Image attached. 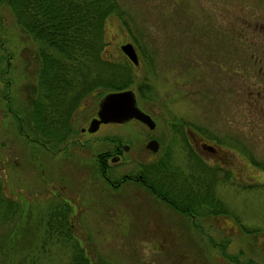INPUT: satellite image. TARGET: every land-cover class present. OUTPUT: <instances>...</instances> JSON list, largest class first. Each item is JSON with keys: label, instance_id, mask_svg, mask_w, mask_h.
<instances>
[{"label": "rangeland", "instance_id": "obj_1", "mask_svg": "<svg viewBox=\"0 0 264 264\" xmlns=\"http://www.w3.org/2000/svg\"><path fill=\"white\" fill-rule=\"evenodd\" d=\"M119 1L142 45L135 80L147 79L153 90L137 99V81L129 88L155 125L129 119L82 135L78 128L99 96L87 97L68 134L76 152L58 150V143L44 148L21 122L37 42L0 6V264H79L78 249L85 264H264V106L245 93L246 81L253 90L263 78L229 59L233 26L250 13L264 18V0ZM104 39L107 56H124L129 33L117 16L105 20ZM238 47L242 60L245 42ZM149 137L158 141L154 152L144 147ZM113 139L127 149L107 159L112 180L166 153L186 174L193 170L187 145L225 168L212 190L227 213L190 219L138 182L110 186L95 156ZM59 202L68 209V234L45 233Z\"/></svg>", "mask_w": 264, "mask_h": 264}, {"label": "trees", "instance_id": "obj_2", "mask_svg": "<svg viewBox=\"0 0 264 264\" xmlns=\"http://www.w3.org/2000/svg\"><path fill=\"white\" fill-rule=\"evenodd\" d=\"M1 5L10 9L20 29L37 42L31 59L34 79L26 86L28 104L26 114L20 117L23 124L32 128L35 139L40 137L56 145L73 131V112L84 97L100 96L137 81L134 63L125 53L111 58L104 50L105 20L115 15L127 29V42L136 57V48L143 51L139 35L128 24L129 13L119 0H0ZM134 88L137 99L149 97L153 90L147 79L138 80ZM187 150L192 152L189 158L193 170L185 174L175 169L166 153L140 163L139 184L190 219L196 215L204 218L226 214L227 209L215 198L212 188L215 180L226 177L227 170L204 162L188 145ZM58 205L61 210L45 220V233L68 234L67 206L62 202ZM78 258L79 264L86 263L79 249L73 256L74 260Z\"/></svg>", "mask_w": 264, "mask_h": 264}, {"label": "flooded vegetation", "instance_id": "obj_3", "mask_svg": "<svg viewBox=\"0 0 264 264\" xmlns=\"http://www.w3.org/2000/svg\"><path fill=\"white\" fill-rule=\"evenodd\" d=\"M241 19L242 21L238 24V26H235V25L233 26L232 28L233 31L231 30L233 34L230 33L231 34L230 39L231 41H234V43L232 44L230 48L231 56L229 59L232 62L231 66L234 68H237L243 65L244 63L247 64L249 68L251 67L256 68V72L263 78L262 79L263 83L256 85L254 88L255 90L254 89L252 90V87H249L251 84L246 81L247 87L245 89V93H246L247 98L256 99L257 103L260 104L262 102L264 106V18L263 16L251 17V13H250L249 17H246L245 15H243ZM252 24H253V27H252L253 29L250 28V25ZM239 42H245V49L248 51L247 52L248 54L246 55L244 54V59L242 60L239 59L240 56L238 57V55H240L238 54ZM218 60H221V57H219ZM251 71L252 69L248 72L246 77L248 78L252 77ZM253 77L256 78V76H253ZM87 97H92V96L87 95L77 104L73 112L74 118L77 112L82 107L85 106L86 104L85 100L87 99ZM96 106H97V102H96ZM95 113H96V108H95L93 115H95ZM87 122L85 125H81L78 128V132L82 135L92 134L99 128L98 126V128L95 131L88 132L86 130ZM85 138L87 139V137ZM39 142L43 145L44 148L47 147L46 146L47 142L44 139L40 140ZM58 144H61L59 147H57L58 150L60 149L64 150L67 148H71L70 152H73V151L76 152L75 146H77V141L75 137L68 136L65 138V140L59 142ZM80 144H82V142H80ZM121 145L122 144H120L119 142H114L111 145V147L98 151L95 156L96 163L100 167V175L103 178V181L110 184V186H118L120 183L124 182L125 180L139 183L142 179L141 173L139 171L136 172L135 174L123 173L122 176L117 180H112L108 176V173H107L108 160L107 159L111 160V158L114 156L118 158L120 156L121 149H123Z\"/></svg>", "mask_w": 264, "mask_h": 264}, {"label": "water", "instance_id": "obj_4", "mask_svg": "<svg viewBox=\"0 0 264 264\" xmlns=\"http://www.w3.org/2000/svg\"><path fill=\"white\" fill-rule=\"evenodd\" d=\"M121 48L131 61H137L131 43L125 42L121 45ZM129 119H135L150 129L155 125L151 115L138 105L135 93L131 88L108 90L98 98L96 113L89 118L86 130L93 132L101 123H121ZM144 147L152 152L156 151L158 147L157 139L154 137L148 138L144 143ZM122 148L127 149V145L122 144ZM116 158V156L112 157L111 161H115Z\"/></svg>", "mask_w": 264, "mask_h": 264}]
</instances>
